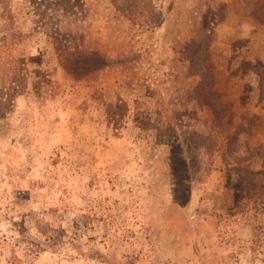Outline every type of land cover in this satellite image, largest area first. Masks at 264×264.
Returning <instances> with one entry per match:
<instances>
[{
	"label": "rangeland",
	"instance_id": "rangeland-1",
	"mask_svg": "<svg viewBox=\"0 0 264 264\" xmlns=\"http://www.w3.org/2000/svg\"><path fill=\"white\" fill-rule=\"evenodd\" d=\"M123 2L0 0V264H264V0Z\"/></svg>",
	"mask_w": 264,
	"mask_h": 264
},
{
	"label": "trees",
	"instance_id": "trees-1",
	"mask_svg": "<svg viewBox=\"0 0 264 264\" xmlns=\"http://www.w3.org/2000/svg\"><path fill=\"white\" fill-rule=\"evenodd\" d=\"M116 8L121 9L124 12V15L129 18L131 21L135 22L140 13L146 12L143 17L148 19L147 21L153 18L152 11L154 9L153 5L149 0H124L121 5H116ZM140 8V11L137 9Z\"/></svg>",
	"mask_w": 264,
	"mask_h": 264
}]
</instances>
